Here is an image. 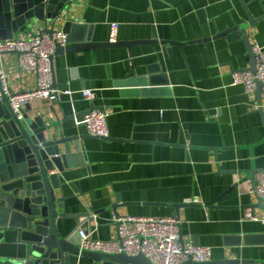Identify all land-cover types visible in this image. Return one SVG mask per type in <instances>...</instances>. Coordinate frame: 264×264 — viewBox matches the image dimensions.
<instances>
[{"label": "crops", "instance_id": "1", "mask_svg": "<svg viewBox=\"0 0 264 264\" xmlns=\"http://www.w3.org/2000/svg\"><path fill=\"white\" fill-rule=\"evenodd\" d=\"M250 14L257 21L247 35L264 46V0L72 4L68 16L85 27L77 36L110 42L117 24L115 41L155 35L159 43L55 54V82L73 90V97L61 94L58 102L26 106L31 116L51 115L53 106L64 135L72 138L63 171L55 169L62 184L56 190L63 198L58 211L71 215L58 218L63 234L86 223L92 238L106 241L117 238L116 218L123 214L177 216L181 240L209 246L211 261L264 264V223L249 216L264 215V203L252 191L257 172L264 170V97L233 84L232 72L251 62L243 38L218 36L248 23ZM19 64L14 52L0 60L13 92L36 87V74ZM154 65L160 69L150 73ZM145 74H154L158 83L149 93H128L143 87L118 85ZM87 88L94 90L93 102L81 93ZM93 104L109 112L108 138L91 136L79 123Z\"/></svg>", "mask_w": 264, "mask_h": 264}, {"label": "water", "instance_id": "2", "mask_svg": "<svg viewBox=\"0 0 264 264\" xmlns=\"http://www.w3.org/2000/svg\"><path fill=\"white\" fill-rule=\"evenodd\" d=\"M76 1L0 0V38L11 39L19 34H30L38 27L42 33L52 34L58 26H62L69 35L68 45L58 46L55 54L104 46L131 47L137 43H159L155 35L151 40L110 42H94L90 36H77L76 30L85 27L68 16ZM256 21L251 15L248 23L234 25L218 34L243 38L251 56L250 66L245 69L253 73L256 72V56L247 28ZM181 42L164 40L162 43L175 45ZM159 69L154 65L150 73ZM156 84L154 74L118 82L122 87H143L137 91L127 90L128 93L143 94L152 91L151 87ZM257 84V94L261 98L263 83ZM13 93L11 88H4L0 73V264H81V258L91 259V264H155L144 254L82 249L80 232L88 231L86 223L66 235L62 233L58 218L66 219L71 215L58 211V207L63 206V198H58L56 194L62 184L55 169L63 171L67 156L71 153L72 138L64 135L53 106L51 115L40 113L31 116L25 112L23 118H19L10 105ZM94 108L98 106L93 104L84 115ZM260 110H263L262 105ZM259 201L262 202L261 199ZM246 263V260L227 258L206 262L189 260L182 264Z\"/></svg>", "mask_w": 264, "mask_h": 264}, {"label": "built area", "instance_id": "3", "mask_svg": "<svg viewBox=\"0 0 264 264\" xmlns=\"http://www.w3.org/2000/svg\"><path fill=\"white\" fill-rule=\"evenodd\" d=\"M117 28V24H112L110 41H115ZM68 36L59 28L49 34L42 33L38 27L30 34H19L11 39L0 38V60L5 53L20 52V70L36 74V87L22 89L10 96V105L19 118H23L26 106L34 101L58 102L61 94L73 97V90L61 88L56 84L52 63L57 47L68 45ZM253 52L256 56V72L248 69L234 70L233 84H242L247 92L254 93L257 91V83L261 82V96L264 97V46L253 44ZM1 81L7 89L9 76L6 72L1 74ZM81 93L86 100L93 102L95 93L92 88L83 89ZM108 117L107 110L94 108L85 114L79 123L84 125L91 136L108 138ZM254 181L252 191L264 203V170L257 172ZM249 216L264 223V215ZM116 222L119 230L115 239H94L88 232L81 231V248L109 253L144 254L155 264H182L189 260L206 262L212 258V249L209 246L196 245L191 240H181L182 222L177 216L123 214L116 218Z\"/></svg>", "mask_w": 264, "mask_h": 264}]
</instances>
